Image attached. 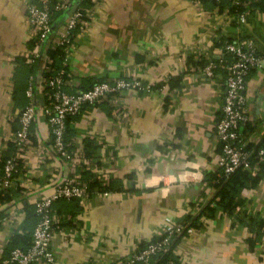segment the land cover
<instances>
[{
  "label": "crops",
  "instance_id": "1",
  "mask_svg": "<svg viewBox=\"0 0 264 264\" xmlns=\"http://www.w3.org/2000/svg\"><path fill=\"white\" fill-rule=\"evenodd\" d=\"M54 1L66 7L52 19L53 40L73 8L85 12L66 53L65 90L116 77H136L145 88L122 90L72 114L65 158L54 148L43 110V71L50 59L39 56L29 140L15 150L18 163L11 183L0 189V259L28 241L35 201L50 194L56 182L81 176L88 168L92 177L111 180L112 190L55 202V210L71 213L72 219L52 235L53 261L34 264H122L141 242L188 213L197 217L207 204L212 216H198L165 264H264V177L243 191L245 203L234 213L221 212L216 187L207 183L206 177L217 171L221 150L215 122L225 73L217 66L206 77L200 69V62L224 56L226 40H252L260 65L245 78L247 119L240 131L246 142L263 139L264 0L244 1L248 7L241 24L227 5L217 8L210 0H89V6L80 0ZM27 2L40 0H0V158L13 142L17 114L27 101L26 66L17 59L27 61L32 52ZM249 217L263 225L254 222L250 228Z\"/></svg>",
  "mask_w": 264,
  "mask_h": 264
},
{
  "label": "built area",
  "instance_id": "2",
  "mask_svg": "<svg viewBox=\"0 0 264 264\" xmlns=\"http://www.w3.org/2000/svg\"><path fill=\"white\" fill-rule=\"evenodd\" d=\"M51 3V0H40L39 4L35 2H27L26 4V21L31 35L36 37V44L27 58L29 63L38 56L41 45L60 46L64 52V62L67 59V50L72 44L74 28L85 20V12L82 8L75 7L58 30L56 39L53 40L50 37L52 31L51 7L55 10L63 9L66 7V3L63 1H55L53 5ZM234 18L237 24L243 23L245 10L236 13ZM223 52L226 57L223 56L217 61L209 60L200 67L206 77H211L217 66L223 68L225 73V92L221 114L215 122V133L221 143L217 168L225 176L234 172L238 167L249 168L255 172L257 162L251 163L252 150L246 148L248 142L242 137L240 126L247 119L244 111L243 94L245 78L253 68L260 65V57L255 52L253 42L249 38L240 41L226 40L223 43ZM64 74L65 70L61 68L51 77L46 78L47 99L43 104V110L47 116L56 152L62 157L69 158V149L63 139L67 115L77 113L84 105L115 97L122 90L145 88V86L136 77H116L96 81L88 88L67 91L63 88ZM25 95L27 102L17 114L18 127L14 131L13 137L16 149L19 151L29 140L30 126L36 111L33 101V76L29 77ZM257 153L261 158L264 147L259 148ZM17 155L16 153L5 159L0 173V189L6 190L9 187L13 172L16 169ZM93 193L107 194L108 191L99 192L95 190ZM89 196L90 191L87 182L81 176L66 177L56 182L50 194L35 201L34 210L38 218L33 226L29 244L26 247L15 246L11 248L7 255L0 259V264L52 262L54 258L51 251V238L58 222V218L52 212V202L59 197H77L86 200ZM192 229L191 226H185L181 222H171L164 229V235L161 238L149 241L144 247L136 249L125 258L122 264H152L153 256L158 252L167 250L176 234L184 230L189 233Z\"/></svg>",
  "mask_w": 264,
  "mask_h": 264
},
{
  "label": "trees",
  "instance_id": "3",
  "mask_svg": "<svg viewBox=\"0 0 264 264\" xmlns=\"http://www.w3.org/2000/svg\"><path fill=\"white\" fill-rule=\"evenodd\" d=\"M200 1L204 2L205 0H200ZM210 1L212 2V4L216 5L217 8H222L223 6L227 5L228 10H230V12L233 15H235L238 12L246 10L248 7L246 4H244L245 0H210ZM51 2H52L51 5H53V3L55 1L51 0ZM250 2L252 3L253 0H250ZM79 4H81L82 6H89V5H91V2L89 0H80ZM61 10L62 9L55 10L51 7L52 19L54 17H56L59 14L58 12H60ZM79 26L80 25H77L74 29L75 30L78 29ZM228 40H231V39H228ZM35 44H36V37L31 36V38L29 39L30 48L32 49L35 46ZM42 54H45L50 59L46 63L45 69L43 71L44 77H46V78L51 77L53 74H55V72L57 70H59L61 68H63L65 70V64L63 62L64 52L62 51L60 46L51 47V46L41 45L39 48L38 56L34 57V59L31 63L27 62L26 59L24 60V58H22L21 56H18L17 59L24 62V65L26 66V68H25L26 82L24 85L25 86L24 87V93H25V89H26L28 82H29V77L33 76V71L35 69L36 60ZM224 57H226L225 53H224ZM215 60L217 61L218 59H215ZM206 62L207 61L200 62V64H202V66H203ZM21 108H20V110H21ZM71 115L72 114H69L66 117V126H65L64 136H63L64 142H65L68 149H69V147H68V144L66 141V134L68 132V127H69L68 120H69V117ZM17 127H18V125L15 127L14 131L17 129ZM261 147H264V138L261 139L259 142H255V143L248 142L246 144V148L252 150L251 155H250L251 163L254 164L255 162H257V168H256L255 172L249 168L238 167L234 172H232L228 176H225V175L221 174L219 172V169L217 168V171L215 173L214 172L212 174L210 173V175L206 177L207 181H208L207 183H210L214 187H216V192H215L214 197L216 198V205L219 207L221 212L234 213L238 206L245 203L246 199L243 195V191L247 188L255 187L259 183V181L264 177V153L261 155V158H260V155H258V153H257L259 148H261ZM8 149H9L8 152L6 154H3L0 158V173L2 172V166H3L5 159L7 157L15 154L14 152L16 150V144H15L14 140H13V142L8 143ZM17 163H18V159H17ZM16 166H17V164H16ZM81 177L87 182V186H88V190L90 191V195L95 190H97L99 192L105 191V190L106 191L112 190L111 180H108L107 182H102L99 179L92 177V173L90 172V169H88V168L82 172ZM64 199L65 200H72V199L77 200L78 198L77 197H69V198L59 197L52 202V212L58 218V222L56 224L57 227H59L61 224H64L66 222L71 221V219H72L71 213L70 214H67V213L62 214L61 212H59V211L57 212L55 210V206H54L55 202L60 201V200H64ZM212 208H211V206H209L207 204L204 208H202V210L199 212L198 216L201 213H205V215H207V216H212V213L208 214V213H210V210H212ZM206 209H208V210H206ZM35 216H36V220H35V222H36L37 218H38L36 212H35ZM198 216L192 217V214L188 213L184 216L185 219H183V221L181 223L184 224L185 226L194 227L197 225L196 220H197ZM249 218H250L249 219L250 222L248 223L249 226L253 225L252 223H254V222H257V225L259 227H261L263 225V222L261 220L256 221V219H254V217L253 218L249 217ZM250 228H251V226H250ZM32 229H33V227H32ZM32 229L30 231L28 241L26 242L25 245H14L11 248H13L15 246L26 247L30 242ZM184 232H185V230L174 236V238L172 239L171 244L167 250L162 251V252H158L157 254H155L153 256L152 264H165V262L167 260L171 259L175 242L180 237V235L184 234ZM163 235H164V233H161V234H158V235L152 237L147 242H141L137 249L144 247L145 245L148 244L149 241L161 238ZM257 236L254 240L257 239ZM17 237H15L14 240H16ZM247 240H248L249 245L252 246L254 240L251 239L250 237H248Z\"/></svg>",
  "mask_w": 264,
  "mask_h": 264
},
{
  "label": "water",
  "instance_id": "4",
  "mask_svg": "<svg viewBox=\"0 0 264 264\" xmlns=\"http://www.w3.org/2000/svg\"><path fill=\"white\" fill-rule=\"evenodd\" d=\"M73 9H74V8H73ZM73 9H72V10H73Z\"/></svg>",
  "mask_w": 264,
  "mask_h": 264
}]
</instances>
